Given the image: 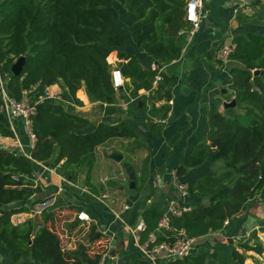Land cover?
Instances as JSON below:
<instances>
[{"label": "trees", "instance_id": "1", "mask_svg": "<svg viewBox=\"0 0 264 264\" xmlns=\"http://www.w3.org/2000/svg\"><path fill=\"white\" fill-rule=\"evenodd\" d=\"M114 3L125 10L127 31L136 48L158 65L153 69L144 67L132 53L117 51L120 73L131 84L129 96L136 97L138 90H150L159 67L178 58L177 31L188 25L184 19L186 0H0V72L6 74L3 81L7 94L18 99L25 89L29 90L30 100L36 101L47 86L57 84L61 90V100L36 103L31 117L36 139L27 155L0 147V245L12 263L29 258L33 264H97L104 253L103 247L87 249L83 243L71 252L64 250L58 234L47 224L53 221V212L43 210L40 220L30 218L18 225L10 222V216L28 212L34 204L45 200L32 198L33 192L24 186L32 184L29 177L35 163L48 160L55 147L56 161L63 160L60 174L75 180L84 168V182L88 184L94 149L112 138L134 136L123 120L98 122L92 130L77 133L75 130L86 128L89 121L64 103L70 98L81 106L76 92L83 86L106 103L105 114L115 111V89L107 59L111 61L108 55L114 48L125 46L126 36L112 23V14L106 10L116 9ZM232 44L228 59L235 64L229 69V86L235 106L223 111L217 105L209 107L208 130L202 144L182 156L174 171L183 176L207 158L219 161L223 168L219 173L201 175L187 183L188 193L206 196L208 203L188 202L192 207L189 212L172 217V231L165 232L170 239L177 231L200 239L210 231L220 230L225 220L237 216L247 200L264 189V36L249 32L234 37ZM21 56V71L13 75L11 65ZM160 74L165 82L171 81L163 71ZM77 93L84 99L81 92ZM166 94L167 91L163 95L154 91L152 98ZM142 108L147 117V113L156 110L165 116L167 111L166 107L155 110L153 105L147 111L144 100ZM0 136H14L1 99ZM13 175H17V180L12 179ZM16 201L21 202L13 204ZM161 214L162 209L153 204L142 205V238L155 230ZM94 230L89 232L91 242L102 236ZM162 238L163 234L158 233L157 239ZM254 238L252 244L248 239L239 242L238 249L232 247L224 258L210 251L165 264H205V259L211 264H245L247 256L242 251L259 255L264 251L261 242ZM0 264L5 263L0 260ZM131 264L149 262L139 259Z\"/></svg>", "mask_w": 264, "mask_h": 264}, {"label": "crops", "instance_id": "2", "mask_svg": "<svg viewBox=\"0 0 264 264\" xmlns=\"http://www.w3.org/2000/svg\"><path fill=\"white\" fill-rule=\"evenodd\" d=\"M203 6L202 21L185 51L177 59L165 63L162 70L171 78L169 82L163 80V91H158L159 95L167 91L166 95L152 98L157 90L140 89L136 97H130V81L121 74L123 85L115 89V111L111 114H105L106 103L96 99L83 86L77 92H81L84 99L76 92V97L83 103L81 106L75 105L70 98L64 100L68 109L89 121L86 128L75 130L77 133L92 130L98 122L121 120L134 133L133 137L109 139L94 149V165L88 184L84 182V168L75 180L60 174L63 160L56 161L57 147L48 160L35 163L29 177L32 184L24 187L33 192L32 198L45 199L40 202L44 210L54 214L53 221L47 224L58 234L64 250L71 252L83 243L87 249L103 247V264H131L145 260L125 224L133 225L141 218L142 205L153 204L164 209L169 198L182 199L177 190L179 183L187 184L201 175L213 174L216 164H220L207 158L183 176H177L174 171L182 156L202 144L208 130L206 115L209 107L217 105L218 110L223 111L222 104L232 99L229 69L235 62L220 60L216 52L222 46L233 45L232 39L236 36L249 32L264 36V0H203ZM120 24L122 27L114 25L121 30L127 28L126 23L120 21ZM127 37L124 47L114 48L108 55L111 62L118 67L121 60L117 51L121 50L135 55L144 67L152 68L155 61L136 48L130 34ZM182 43L183 40H177L179 46ZM50 88L60 90L57 84ZM54 100H61V96ZM142 100L147 111L151 105L155 110L166 107L170 116H163L159 110L145 116ZM9 122L14 136L1 138L13 149L27 153L32 147L21 119L11 118ZM111 153L121 154L122 159L115 161L109 156ZM124 162L132 165L135 173L133 193L129 192ZM102 194L106 195L105 204L97 199ZM205 197L195 192L188 193L183 199L187 203L202 204ZM80 211L86 212L91 220H79L77 213ZM113 212H118L120 218L117 219ZM30 218L40 220V214L27 219ZM228 221L220 230L198 238L197 243L202 244L200 252H217L222 258L226 256L222 253L231 250L237 240L255 233L259 237L264 235V189L247 200L241 212ZM90 230L101 233L97 242L89 240ZM0 260L5 264H33L29 258L12 263L2 245Z\"/></svg>", "mask_w": 264, "mask_h": 264}, {"label": "built area", "instance_id": "3", "mask_svg": "<svg viewBox=\"0 0 264 264\" xmlns=\"http://www.w3.org/2000/svg\"><path fill=\"white\" fill-rule=\"evenodd\" d=\"M234 11H236V9H234ZM203 15V0H186L184 6V19L189 24V26L182 27L177 31L178 39L183 40V43L179 46V55H181L185 51L186 45L191 41L194 32L199 27ZM233 47V45L222 46L216 52V56L220 60H228V56L232 52ZM107 62L110 65L112 86L114 87V89H117L123 85V77L120 73L119 68L114 64V62L108 61V59ZM164 66L165 64L159 67L158 72L154 75L150 90H157L159 92L163 91V78L160 73L163 70ZM157 67L154 64L152 65V69ZM51 86L45 87L43 94L39 96V99L36 101L30 100L28 94L29 90L25 89L21 91L20 98L17 99L7 94L0 72V99L2 101V110L8 122L11 118L21 119L23 127L25 128L28 135L31 147H33L36 139L34 133L31 130V117L36 112V103L39 100L59 99L60 97V90L53 91L50 88ZM170 114V111H167L165 115L166 117H169ZM20 152L24 155H27V153L22 149H20ZM12 179L17 180V175H13ZM177 190L180 196L183 198L188 194L187 184L184 182H181L177 185ZM183 198H169L166 201L164 209H162V214L156 223L155 230L148 232L143 238L141 237V232L143 231L145 225L141 218H139L133 225L125 224L137 250L144 257V259L149 262V264H165L168 261L184 259L185 257H188L190 255L197 254L196 244L198 241V237L187 236L182 231H177V233L173 235L172 239H170V237L165 234L166 231H172L170 224L172 217H180L184 213L191 210V205H189L187 202H184ZM97 199L102 204H105L106 195L102 194L101 196L97 197ZM123 208L126 209L127 206L124 205ZM43 210L44 205L42 203H36V205L34 204V206L28 212L12 214L10 216V222L13 225H18L24 222L28 217H31L35 214H40ZM113 213L117 219L120 218L118 212ZM77 218L79 220H84L87 222L91 220L89 215L84 211H80L79 213H77ZM228 223L229 221L225 220L223 222V225H227ZM158 233H162L164 238L158 240ZM103 261L104 254L101 255L97 264H103Z\"/></svg>", "mask_w": 264, "mask_h": 264}, {"label": "rangeland", "instance_id": "4", "mask_svg": "<svg viewBox=\"0 0 264 264\" xmlns=\"http://www.w3.org/2000/svg\"><path fill=\"white\" fill-rule=\"evenodd\" d=\"M114 7H116V9H113V11L110 10V9H106V10L109 13L112 14L114 24H116L117 26L122 27L121 24H120V21H122V23H126L125 10L119 4H117V3H114ZM122 31L125 33V36H126V39H127L128 38L127 36L129 35V33L127 31V28L123 29ZM3 76H6V74L5 73H1V77L2 78H3ZM237 111H239V110L237 109ZM10 145L11 144H9L8 142L4 141L1 138V136H0V147L6 148V149H9V150H13V151H16V152H20L18 149L15 150L12 147H10ZM222 168L223 167H222V164L221 163L220 164H216V169H215L214 173H219L222 170ZM20 202L21 201H16L13 204H17V203H20ZM201 203L203 205H206L208 203V198L205 197L204 200ZM253 235L257 237V240H259L261 242V244L263 245V247H264V235L260 234V237L257 236L256 233L253 234ZM253 235H249L246 238H242L241 240H237L235 242V245L232 246V247L237 248V244L239 242H242V241L246 240V239L249 240V244H252L253 241H256V238H254ZM225 244H226V241H224V245ZM200 245H202V244H199V243L196 244V249H197L196 252L198 254L202 253L199 250L200 249L199 248ZM239 251H242V250L239 249ZM228 252L229 251L226 252V250H225V252H223L222 254H225L227 256L228 255ZM242 252L245 253V255L247 256V258L245 260V264H264V251L260 255L257 254V253H255V252H253V251H242ZM217 254L219 255V253H217ZM226 256H224V257H226ZM224 257L222 256V258H224ZM204 261H206V263L204 262L205 264H211V262H208V260H206V259Z\"/></svg>", "mask_w": 264, "mask_h": 264}, {"label": "water", "instance_id": "5", "mask_svg": "<svg viewBox=\"0 0 264 264\" xmlns=\"http://www.w3.org/2000/svg\"><path fill=\"white\" fill-rule=\"evenodd\" d=\"M23 61H24V57L21 56L11 65V72L13 75H18L20 73L22 65H23ZM154 65L157 67L156 63H154ZM256 72L257 71H254V74H256ZM223 92H226V91H223ZM99 94L102 95L103 93L99 92ZM234 106H235V100L233 98L230 101L224 102L222 104V108L234 107ZM109 156L117 162H119L122 159V155L118 153H111ZM123 167L125 168V171L129 179V186H128L129 192L133 193L134 187H135V173H134L133 167L132 165L126 162L123 163ZM204 262L206 263V261Z\"/></svg>", "mask_w": 264, "mask_h": 264}]
</instances>
